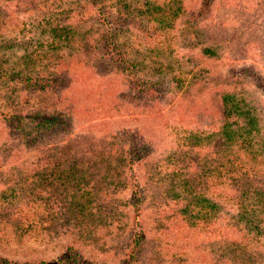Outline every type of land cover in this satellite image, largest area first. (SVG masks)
<instances>
[{"label": "rangeland", "instance_id": "1", "mask_svg": "<svg viewBox=\"0 0 264 264\" xmlns=\"http://www.w3.org/2000/svg\"><path fill=\"white\" fill-rule=\"evenodd\" d=\"M93 2L0 0V258L126 264L141 232L132 264H264V0ZM227 93L256 171L229 164Z\"/></svg>", "mask_w": 264, "mask_h": 264}, {"label": "trees", "instance_id": "2", "mask_svg": "<svg viewBox=\"0 0 264 264\" xmlns=\"http://www.w3.org/2000/svg\"><path fill=\"white\" fill-rule=\"evenodd\" d=\"M94 1V2H93ZM92 2L95 4L97 0H92ZM204 6L208 5V0H203ZM207 7V6H206ZM204 8V7H203ZM110 27V26H109ZM113 28L111 26V30L107 31L104 30L99 37L95 41V50L98 49V53L102 54L100 58L109 61L111 64H119L122 65L124 63V60L119 52H117L113 45ZM109 47H112V50H115L116 52L112 53L109 49ZM203 53H208L206 49H203ZM114 55V56H113ZM99 58V60H100ZM122 71H125L124 68L121 69ZM21 80H23L25 83H29L32 79L31 76H22L20 77ZM260 83V82H259ZM154 83H150L149 85L151 87H154ZM262 84V82H261ZM258 87L261 89V91L264 94V88L257 84ZM235 93H227L222 95V101H223V122L221 124V137L223 138V142L227 144V151L229 154V157L231 153L236 157L238 160L229 161V164L238 165L237 169L241 168L244 169V171H256L257 161H258V148H257V136L259 134V123L258 120L254 117L253 114H251L250 110L248 109L247 105L244 103V99L240 100L235 98ZM4 117L5 121H8V117L6 115H2ZM20 125V124H19ZM16 126L13 129L18 130L22 133V136L26 135L24 133V127L21 124V126ZM43 125V124H41ZM26 127L27 125L24 124ZM42 127V126H41ZM26 130V128H25ZM242 152V154H241ZM245 155L241 160L239 159L240 155ZM129 158V154L127 156ZM133 159H128V164L133 163ZM240 169V170H241ZM255 175V174H254ZM133 206V218L135 216H140V200H137ZM242 207L241 205V213L235 215V218L238 222L242 221ZM137 222L135 220L134 226L136 227ZM139 230H140V225ZM244 226H247L244 225ZM141 232L135 233L133 239H132V248L131 253L129 255L128 260H126V264H132L134 262V252L135 248L138 247L140 241H141ZM59 260L55 261V263L52 264H83L79 261V256L75 254L72 248L66 247V250ZM0 264H50L48 262H45L44 260H39L37 262H16L12 260H7L5 258H0Z\"/></svg>", "mask_w": 264, "mask_h": 264}]
</instances>
